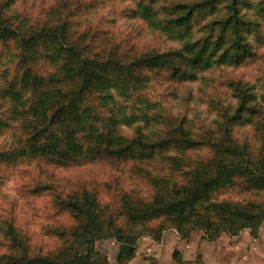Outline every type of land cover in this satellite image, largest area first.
<instances>
[{"label":"trees","instance_id":"trees-1","mask_svg":"<svg viewBox=\"0 0 264 264\" xmlns=\"http://www.w3.org/2000/svg\"><path fill=\"white\" fill-rule=\"evenodd\" d=\"M137 1L143 18L161 23L182 38L181 48L134 56L113 48L95 52L89 44L70 41L66 22L45 23L31 31L0 10V42L18 43L23 70L19 81L0 90V97L15 105L27 131L20 152H0V161L25 156L68 168L89 160H144L167 152L186 155L202 147L212 153L180 170L181 180L160 178L149 200L125 194L115 212L96 193L72 187L61 200L75 221L71 231L62 234L64 245L53 253L31 254L27 238L8 223L4 235L9 251L0 254V264H106L94 245L107 238L120 243L118 261L126 264L142 235L159 238L165 227L153 226L157 221L176 228L184 238L201 229L211 239L222 232L237 235L246 228L257 234L263 224L264 202L218 200L220 193L238 186L264 191V96L263 104L259 103L253 85L231 82L239 104L222 110L216 138L204 134L198 139L180 122L168 123L160 138L138 130L129 139L120 133L117 117L107 120L97 115L93 100L106 101L112 89L138 90L147 84V72L191 81L215 65H242L256 56L250 35H258L264 23V0L257 4L255 14L260 18L245 11L252 6L249 0H207L162 6L160 20H156L161 15L157 0ZM216 11L221 14L201 22ZM196 27L202 35L193 40ZM43 61L55 72L41 74L38 68ZM239 123L253 125L262 141L261 152L255 153L234 138L233 129ZM178 255L176 252L174 257L183 264Z\"/></svg>","mask_w":264,"mask_h":264},{"label":"rangeland","instance_id":"rangeland-1","mask_svg":"<svg viewBox=\"0 0 264 264\" xmlns=\"http://www.w3.org/2000/svg\"><path fill=\"white\" fill-rule=\"evenodd\" d=\"M157 1L161 15H156V20H160L162 6L207 0ZM249 1L252 6L245 11L254 18H260L255 14L259 0ZM137 2L0 0V10L15 24L22 27L26 24L31 31L45 23L66 22L70 41L79 45L89 44L95 52L113 48L134 56L136 53L181 48L182 38L161 27V23L155 24L143 18ZM220 14L216 11L201 22ZM196 29L193 40L202 35ZM250 38L256 56L242 65H215L191 81H178L169 74L147 72L148 82L138 90L124 92L112 89V96L106 101L95 98L97 115L107 120L117 117L120 133L129 139L135 138L138 130L154 139L160 138L168 123L180 122L191 128L198 139H202L204 134L216 138L214 132L220 130L222 110L239 104L231 82L253 85L259 103L263 104L264 23L260 25L258 35L253 33ZM21 52L14 40L0 42V90L19 81L23 71ZM38 69L43 75L55 72V68L46 61ZM27 96L30 98V93ZM15 111L13 103L0 97V152H20L26 138L23 116ZM100 124L103 126L104 122ZM233 136L255 153L262 151V141L252 124H237ZM211 153L209 148L202 147L186 155L167 152L144 160H89L68 168H58L47 160L25 156L0 161V254L9 251V241L4 235V227L8 223L27 238L31 254L58 251L65 243L62 234L69 233L75 224L73 216L61 203L70 189L86 188L96 193L99 201L115 212L114 208L120 205L125 194L149 200L160 178L181 180L180 170ZM218 200L264 202V191H250L238 186L220 193ZM160 224H164L165 229L159 238L142 235L137 241L134 256L126 264H182L174 257L176 252L183 264H264V222L257 234L246 228L237 235L222 232L214 239L208 238L201 229L193 230L184 238L176 228L163 221L152 225L157 227ZM94 247L96 252L105 256L106 264H119L120 243L116 239L96 240Z\"/></svg>","mask_w":264,"mask_h":264}]
</instances>
